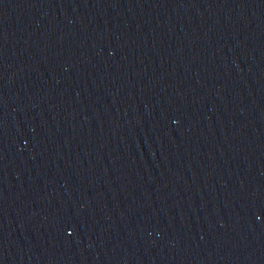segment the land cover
<instances>
[{"label":"water","instance_id":"1","mask_svg":"<svg viewBox=\"0 0 264 264\" xmlns=\"http://www.w3.org/2000/svg\"><path fill=\"white\" fill-rule=\"evenodd\" d=\"M0 264H264V0H0Z\"/></svg>","mask_w":264,"mask_h":264}]
</instances>
